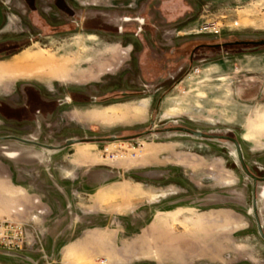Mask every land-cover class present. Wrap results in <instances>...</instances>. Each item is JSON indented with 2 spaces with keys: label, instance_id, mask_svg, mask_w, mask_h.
I'll use <instances>...</instances> for the list:
<instances>
[{
  "label": "rangeland",
  "instance_id": "374dc122",
  "mask_svg": "<svg viewBox=\"0 0 264 264\" xmlns=\"http://www.w3.org/2000/svg\"><path fill=\"white\" fill-rule=\"evenodd\" d=\"M260 39L264 0H0V99L19 103L31 85L28 128L15 133L45 144L182 126L236 138L260 173L264 45L243 43ZM0 159L26 171L0 217L30 234L27 259L1 263L264 264L251 180L229 141L181 131L60 150L4 141ZM95 169L109 176L87 185Z\"/></svg>",
  "mask_w": 264,
  "mask_h": 264
},
{
  "label": "flooded vegetation",
  "instance_id": "af4514ba",
  "mask_svg": "<svg viewBox=\"0 0 264 264\" xmlns=\"http://www.w3.org/2000/svg\"><path fill=\"white\" fill-rule=\"evenodd\" d=\"M248 42L244 41L243 43L250 44ZM22 93H23L22 94L23 97H22V100L19 101V103H16V102L14 103V101H11V100L6 101L4 99H0V142L12 141V142H18V143H21V144L27 145V146L40 147V146H37V145L20 142V141H18L16 139L12 138V137H19V138L28 139L26 137H22V135H18V134L15 133L16 129L25 130L26 128H28L27 125H25V124L21 125L19 123L20 121H22V120L25 121V120H29L30 119V118L29 119L26 118L25 115H26V113H27V115L30 114V109H31L30 101H31V94H32L31 85H29V84L24 85ZM124 94H126V93H124ZM39 99L42 101V97L41 96L39 97ZM28 101H29V103H28ZM45 103H46V101L43 100V104H45ZM21 106H23L24 108H22ZM20 109L24 110L23 111L24 118L21 117L22 119H20V117L18 118L17 115H14V114H16L15 111L16 110L19 111ZM16 123H18L20 125V127H18L16 125ZM179 127H182V126H179ZM1 128H3L4 131ZM5 129H7V131H5ZM28 140H32V139H28ZM216 140L229 141V140H226V139H216ZM34 141H36V140H34ZM37 142H40V141H37ZM229 142H231V141H229ZM40 143H42V142H40ZM40 148H42V147H40ZM25 157L26 156L18 155V157L16 159L17 163H25V159H26ZM243 159H244V157H243ZM239 165H240V163H239ZM245 165H246V163H245ZM240 167H241V165H240ZM246 167H247V165H246ZM241 169L244 172L242 167H241ZM247 169H248V167H247ZM2 171L6 172V173H2ZM248 171L255 177V180H254L253 178H251L250 176H248L244 172L251 180V189H250V192H251V207H253V197H254L255 198L256 207L258 209V206H257V203H258L257 194H258V191H259L258 188L260 187L259 184L260 183H264V180H262V178H264V172L257 173L256 171L252 172L249 169H248ZM12 175H14V167L12 165H10V164L7 165L6 162H4L3 160L0 159V176L10 177V179H11ZM13 178L15 179V177H13ZM252 214H253V211H252ZM253 217H254V221H255V224H256V217L259 220L258 212H257V216L255 217V215L253 214ZM259 222H260V220H259Z\"/></svg>",
  "mask_w": 264,
  "mask_h": 264
},
{
  "label": "water",
  "instance_id": "95a60500",
  "mask_svg": "<svg viewBox=\"0 0 264 264\" xmlns=\"http://www.w3.org/2000/svg\"><path fill=\"white\" fill-rule=\"evenodd\" d=\"M251 45H264V39H260V40H255V41H250L248 42ZM168 131H181L187 134H190L194 137L197 138H205V139H226L229 140L233 143L234 148H235V153H236V157L238 162L240 163L241 167L243 168L244 172L250 176L251 178H253L255 180V177L248 171L244 159H243V154H242V150L240 147L239 142L228 135H223V134H210V133H205V132H201L199 130H193L187 127H170V128H166V129H159V130H154V129H148L145 130L141 133H138L137 135L134 136H125V137H119V136H108V137H98V138H69L66 139L64 143L59 144V145H51V144H45V143H40L34 140H28V139H24V138H19V137H12L20 142H24V143H29V144H33V145H37L40 146L42 148L48 149V150H60L62 148H65L67 146H71L74 144H78V143H82V142H88V141H95V142H115L118 140H124V139H129V138H134V137H138L141 135H146L149 133H159V132H168ZM262 180H264V178H262ZM252 211L253 214L255 215V217L257 216V207H256V203H255V198L253 197V207H252ZM256 227H257V231L258 234L260 235V237L262 238V240L264 241V232L262 230V226L258 220V218L256 217ZM0 254H4V255H8V256H13V257H18V258H23V259H27V256H25L23 253H15V252H8V251H0Z\"/></svg>",
  "mask_w": 264,
  "mask_h": 264
},
{
  "label": "built area",
  "instance_id": "2783aa9c",
  "mask_svg": "<svg viewBox=\"0 0 264 264\" xmlns=\"http://www.w3.org/2000/svg\"><path fill=\"white\" fill-rule=\"evenodd\" d=\"M29 244L30 234L23 220L0 217V251L21 253Z\"/></svg>",
  "mask_w": 264,
  "mask_h": 264
},
{
  "label": "crops",
  "instance_id": "0c3cea01",
  "mask_svg": "<svg viewBox=\"0 0 264 264\" xmlns=\"http://www.w3.org/2000/svg\"><path fill=\"white\" fill-rule=\"evenodd\" d=\"M17 171H20V173L22 175H24L23 173L26 172L25 169L20 170V169L16 168V171H15V168H14V175H12L11 179H10V177H2V176H0V203L3 204V205H6L8 203L3 195L7 194L9 196V198H12V197L15 196V194L20 192L19 190H15L16 186L14 185L15 184L14 182H17L19 180V179H16ZM96 171H97L96 169L92 173L85 171V173H86L85 176L86 177H85L84 181H85V183L87 185H93L96 182V177H97V174H99V173L100 174L98 176L102 177L103 180L108 178V176H109L108 174L107 175L104 174L105 172H101L100 171V172L97 173ZM2 173H6V172L2 171ZM102 173L104 175H102ZM13 177H15V179ZM1 182H5V183H1ZM1 186H9V188L10 187H14V189L13 190L9 189V188L8 189H3Z\"/></svg>",
  "mask_w": 264,
  "mask_h": 264
},
{
  "label": "bare ground",
  "instance_id": "6f19581e",
  "mask_svg": "<svg viewBox=\"0 0 264 264\" xmlns=\"http://www.w3.org/2000/svg\"><path fill=\"white\" fill-rule=\"evenodd\" d=\"M29 59H30V58H29ZM49 62H50V61H49ZM26 63H27V62H26ZM48 64H49V63H48ZM33 65H34V64H33ZM35 65H37V67H38V64H35ZM39 65H40V64H39ZM46 65H47V64H46ZM31 66H32V65H31ZM42 66H43V64H42L41 66H39V68L42 67ZM44 66H45V63H44ZM37 67H36V68H37ZM29 68H30V67H29ZM39 68H37V69H39ZM23 69H25V68H23ZM32 69L35 70V67L32 68ZM40 69H41V68H40ZM27 70H28V67H27ZM27 70H26V71H27ZM28 71H29V70H28Z\"/></svg>",
  "mask_w": 264,
  "mask_h": 264
}]
</instances>
